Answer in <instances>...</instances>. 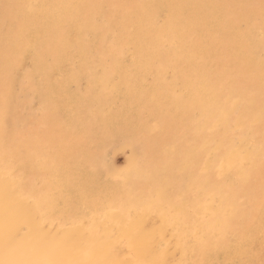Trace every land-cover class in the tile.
<instances>
[{"label":"bare ground","instance_id":"1","mask_svg":"<svg viewBox=\"0 0 264 264\" xmlns=\"http://www.w3.org/2000/svg\"><path fill=\"white\" fill-rule=\"evenodd\" d=\"M6 1L18 22L0 34L9 44L0 53V264L227 256L228 232L264 204V23L254 24L264 0H141L128 15L124 0ZM95 16L110 29L92 52L83 38L97 32ZM33 41L49 59L34 56L18 104L26 113L12 116L14 76ZM71 45L69 71L50 84ZM145 66L161 82L155 97L146 84L144 99L124 95L120 81L146 82ZM55 87L83 101L52 128L31 122V92L42 116H56ZM117 139L131 151L124 171L104 157Z\"/></svg>","mask_w":264,"mask_h":264},{"label":"rangeland","instance_id":"2","mask_svg":"<svg viewBox=\"0 0 264 264\" xmlns=\"http://www.w3.org/2000/svg\"><path fill=\"white\" fill-rule=\"evenodd\" d=\"M124 6L121 9L122 14L128 15L130 11L128 9H131L135 5H138V3L141 0H124ZM7 1L4 0L2 4H0V34H3L6 32V30L11 26L17 24L18 18L10 14L8 12ZM97 17V16H95ZM257 21V22H256ZM256 21L254 24H262L264 23V10L259 14V16L256 18ZM259 22V23H258ZM94 23L97 27V32L94 34H89V36H85L83 38V41L88 49H90L92 52H97L100 47L105 45L106 41H98V39H95L94 37H98L100 34H104L110 29V23L105 22L104 19L99 16L94 20ZM106 25V26H105ZM247 26L246 22H239V27L241 29H244ZM119 25L116 26V33L118 35L121 34V28H117ZM255 36L257 35V30L254 31ZM114 37V36H112ZM73 35L69 36L70 43L73 42ZM112 39V38H108ZM32 50L25 54L22 58V61L20 63V66L18 70L15 73L14 80H13V86L12 90L14 93V99H13V106L10 109V114L13 116H24L25 110H22L19 107V103L24 102L25 99V89L27 88V84L25 83V76L29 75L34 70V56L41 54L42 58L45 60L49 59V56L46 54L45 51H42V48L39 47V45L35 44L33 41L31 43ZM9 48V44H0V53L6 54L7 49ZM255 50H260L259 44L254 45ZM66 53V61L59 64L57 68L54 70V72L50 76V84H53L56 80H58L60 77L65 76L66 73L69 71L71 66V61L73 54L75 53V49L73 45H71ZM175 54H173L174 57ZM126 58L130 60L132 58V55L129 53L126 55ZM170 67L171 71L168 69ZM134 67H131V70ZM146 69L145 67H142V69ZM167 72H171L170 75H168L165 78V84L169 87V89L175 91V93L179 92L181 90V82L180 80L176 79L174 75H172L175 72V69L172 68V66H167ZM158 69H162V67H159ZM145 77L144 79L146 82L143 81V77L138 76L137 80L131 85L125 84L123 81H120V89L121 92L124 95L129 94L132 91H136V97L139 100H142L146 96L145 92V84L148 86L147 88L152 89V95L150 99H153L156 95V92L158 91L159 87L161 86V82L154 80L153 74L146 69L145 71ZM23 81V82H22ZM75 91L71 90L68 93V96L63 98L64 91H62L61 87H55L51 94L54 97V99L59 103L56 116L51 115L49 117L50 122L48 119H46L44 116H42L41 113V100L37 97L35 92H31V108L33 110V117L31 122L34 120L41 123V127L45 125V122L49 123V127L52 128L53 125H57L58 120H62L65 118L67 112H68V103L69 102H76V101H83V94L82 93H74ZM20 96V97H19ZM22 98V100H21ZM21 101V102H19ZM97 101H95L96 104ZM22 110V111H21ZM20 111V112H19ZM37 111V112H36ZM21 114V115H20ZM88 118V114H85ZM59 118V119H58ZM8 129L12 130L13 127L11 126L10 121H8ZM58 131V130H57ZM137 140L139 138V141L144 143L147 141L145 137H141L140 135L136 136ZM143 139V140H142ZM146 140V141H145ZM121 140L117 139L110 143L108 145V148L105 150L104 157L108 164H110L112 167H114L118 171H124L127 169L129 165V159L131 155V151L129 148H125L120 144ZM120 145V146H119ZM175 174V172H174ZM246 219L244 223L238 227L236 230H232L228 232L226 236V245L228 250V255H222L219 256V258L216 260L214 264H264V204L259 208V210L255 213L247 212L246 213ZM235 248V249H233ZM241 254V255H240ZM249 257V258H248Z\"/></svg>","mask_w":264,"mask_h":264}]
</instances>
